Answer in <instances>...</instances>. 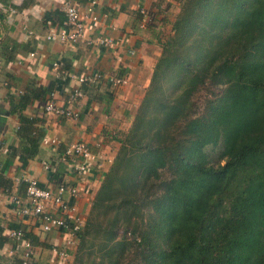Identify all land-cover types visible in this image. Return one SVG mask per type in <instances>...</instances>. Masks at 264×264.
Returning a JSON list of instances; mask_svg holds the SVG:
<instances>
[{
	"label": "trees",
	"instance_id": "obj_1",
	"mask_svg": "<svg viewBox=\"0 0 264 264\" xmlns=\"http://www.w3.org/2000/svg\"><path fill=\"white\" fill-rule=\"evenodd\" d=\"M173 1L172 35L116 137L71 264H264V0ZM42 96L11 98L23 166L43 121L22 112Z\"/></svg>",
	"mask_w": 264,
	"mask_h": 264
},
{
	"label": "crops",
	"instance_id": "obj_2",
	"mask_svg": "<svg viewBox=\"0 0 264 264\" xmlns=\"http://www.w3.org/2000/svg\"><path fill=\"white\" fill-rule=\"evenodd\" d=\"M70 1L83 9L91 0ZM95 1L98 24L90 26L80 41L60 43L47 41L45 36L47 27L53 25L47 17L61 12L62 4L56 0H22L20 4L0 0L3 5L0 10V251L10 245L9 251L13 253L11 257L0 256V264H15L23 258L20 244L4 236L5 231L17 230L35 237L33 263L65 264L53 250L76 240L60 229L43 232L38 221L18 213L12 199H24L28 182L32 180L55 192L57 187L51 177L60 172L62 183L78 188L77 198L66 199L86 219L91 201L119 148L116 137L133 121L160 56L158 43L164 39L165 29L171 32L177 14L172 9L174 5L178 7L173 0ZM37 7L41 11L34 13ZM25 12L29 13L27 18ZM21 36L27 39L21 41ZM99 37H110L113 46L98 47ZM18 55L24 60H17ZM28 56L36 63L28 62ZM40 68L47 70L43 78L34 74ZM97 73L102 76L98 82L78 83L79 78ZM111 77L125 83L111 84L108 82ZM29 88L43 92V96L33 100L22 114L43 122L34 125L40 130L38 152L23 166L19 159L22 141L16 134L19 120L12 113L11 98ZM75 88H82L83 97L70 104L67 97ZM50 98L55 104L78 112V117L44 114L43 106ZM43 139L56 140L57 144H43ZM78 141L84 142L100 163L82 178L75 175L73 162L62 159L64 150ZM65 236L70 239L65 240ZM75 250L69 249V262Z\"/></svg>",
	"mask_w": 264,
	"mask_h": 264
},
{
	"label": "built area",
	"instance_id": "obj_3",
	"mask_svg": "<svg viewBox=\"0 0 264 264\" xmlns=\"http://www.w3.org/2000/svg\"><path fill=\"white\" fill-rule=\"evenodd\" d=\"M61 11L64 14V21L61 25H49L46 29V40L60 43H76L80 41L90 26L98 24L100 17L96 11V1L91 0L87 7L80 9L70 0L62 4ZM54 34V35H53ZM63 34V35H61ZM98 47H111L114 41L110 37H99L96 40ZM56 66V65H54ZM102 79L100 74H93L90 77L78 79L79 84L96 83ZM108 82L114 85H123L125 81L120 78L111 77ZM83 97L79 88L73 89L67 102L75 103ZM51 105V108H49ZM44 114H51L59 118H77L78 112L68 107L55 104L51 98L43 106ZM43 144H57L56 140L43 139ZM62 159L73 162L74 173L77 177L85 176L90 168L99 167V158L94 156L88 149L87 145L78 141L69 145L62 154ZM33 190V191H30ZM36 192L42 195H35ZM79 190L75 186L62 183L52 191L50 188L40 187L36 181H29L25 191V198L20 200L13 198L12 202L19 208L18 213L34 218L40 224L43 232H50L54 229L63 230L69 233L76 241H67L62 249H54L59 259L69 262V249H75L78 244V234L82 230L85 219L78 214L76 207L70 204L66 197L77 198ZM47 229V231H44ZM13 238L17 243L26 242L28 247L23 249V264H30L33 257V246L24 238L21 231H11Z\"/></svg>",
	"mask_w": 264,
	"mask_h": 264
},
{
	"label": "clouds",
	"instance_id": "obj_4",
	"mask_svg": "<svg viewBox=\"0 0 264 264\" xmlns=\"http://www.w3.org/2000/svg\"><path fill=\"white\" fill-rule=\"evenodd\" d=\"M21 2H22V0H13V3H15V4H20ZM56 3H58V4H64L65 3V0H56ZM0 10H3V5H0ZM39 11H41V9L39 7H37V8L34 9V13L35 12H39ZM23 15H24L25 18H27V16L29 15V13L28 12H25ZM61 35H63V34H61ZM26 39H27L26 36H21L20 37V40L21 41H24ZM17 60L23 61L24 60V57L18 55L17 56ZM27 60H28V62H30L32 64H35L36 63L35 59L32 56H28ZM11 67H12V65H9V68H11ZM28 71H29L30 74H33V69L29 68ZM34 74L39 75L41 78H43L44 76H46L47 70L45 68H40ZM73 83L75 84L76 81L74 80ZM49 108H51V105H49ZM30 191H33V190H30ZM35 195L39 196V195H42V194L39 193V192H36ZM44 231H47V229H44ZM11 235H13V233H11L9 231H5L4 232V236H11ZM64 239L65 240H69L70 238L68 236H65ZM9 247H10V245H5L3 251H0V256L7 254L9 257H11L13 255V253L9 251ZM27 247H28V245H27L26 242H22L20 244V248H22V249L27 248ZM53 256H55V253H53Z\"/></svg>",
	"mask_w": 264,
	"mask_h": 264
},
{
	"label": "rangeland",
	"instance_id": "obj_5",
	"mask_svg": "<svg viewBox=\"0 0 264 264\" xmlns=\"http://www.w3.org/2000/svg\"><path fill=\"white\" fill-rule=\"evenodd\" d=\"M174 6H175V9H172V10H173L172 12L178 13V11H179L178 8H179V6H178V7H177V5H174ZM163 33H164V36H163L164 39H163L161 42H164L165 40L168 39V37H170V36L172 35V31L169 32L168 29H165ZM204 96H205V92L202 91V92H201V96H200L201 101L203 100ZM129 128H130V127H129ZM129 128H127L124 132H121V133L118 134L117 136H118L119 138L123 137V135H125V134L127 133V131L129 130ZM89 212H90V211H89ZM88 214H89V213H88Z\"/></svg>",
	"mask_w": 264,
	"mask_h": 264
},
{
	"label": "water",
	"instance_id": "obj_6",
	"mask_svg": "<svg viewBox=\"0 0 264 264\" xmlns=\"http://www.w3.org/2000/svg\"><path fill=\"white\" fill-rule=\"evenodd\" d=\"M6 116L8 115V113L5 114Z\"/></svg>",
	"mask_w": 264,
	"mask_h": 264
}]
</instances>
